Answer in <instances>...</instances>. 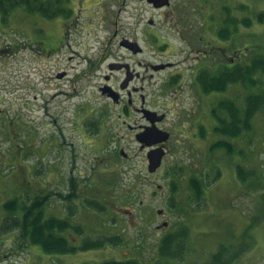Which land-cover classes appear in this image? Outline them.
Masks as SVG:
<instances>
[{
  "label": "rangeland",
  "instance_id": "374dc122",
  "mask_svg": "<svg viewBox=\"0 0 264 264\" xmlns=\"http://www.w3.org/2000/svg\"><path fill=\"white\" fill-rule=\"evenodd\" d=\"M180 1L188 3L181 20H173L171 9L165 16L163 10L135 0H68L73 13L67 22L30 13L23 6L6 21L0 12V264H93L131 258L141 264H211L225 246L228 264H264V107L253 117L250 131L234 138L211 130L204 139L193 136L189 141L197 145L194 151L186 142L189 152H170L162 167L150 173L147 152L116 123L118 110L100 91L109 64L120 59L143 74L153 73L148 86L157 92L168 71L142 66L174 62L178 70L190 72L197 64V49L210 50L209 40L222 47L214 52L220 58L240 52L242 61L236 66L264 55V0H174ZM194 8L203 19L194 18ZM212 13L218 18L214 34L209 30ZM231 16L237 25L226 24ZM139 18L137 37L144 49L133 56L120 41L133 33ZM150 18L158 22L151 27L158 38L143 36ZM194 25L204 29L203 41L184 40L174 31ZM225 26L231 31L227 39L219 33ZM12 43L22 45L14 48ZM257 76L264 80V74ZM250 90L232 84L226 92L203 94V102L210 107L229 97L243 105ZM158 98L163 101L165 96ZM101 106L108 109L105 118L111 130L103 125L98 135H89L83 127L100 116L96 108ZM222 138L235 145L233 153L224 148L211 151ZM238 166L243 167L241 176ZM192 178L205 180L200 197ZM72 185L78 197L65 200ZM36 196L48 197L46 218H68L72 227L62 235L71 244L119 240L66 254L47 253L35 244L22 249L20 228L2 227L9 215L4 204L16 198L30 204ZM89 200L105 206L90 205ZM160 209L170 222L167 230L157 229ZM163 233L180 235L177 256H161Z\"/></svg>",
  "mask_w": 264,
  "mask_h": 264
},
{
  "label": "flooded vegetation",
  "instance_id": "af4514ba",
  "mask_svg": "<svg viewBox=\"0 0 264 264\" xmlns=\"http://www.w3.org/2000/svg\"><path fill=\"white\" fill-rule=\"evenodd\" d=\"M137 2L143 3L151 8L163 10V15L166 16L168 11L166 9H171L173 20H176V16L181 20L182 12L186 8L187 2L175 3L174 0H163L164 5L157 7L155 1L150 0H135ZM162 1V2H163ZM196 3V0H195ZM197 8V6H195ZM195 9L197 14L194 16L195 19H203V14L199 13L198 9ZM186 10V9H185ZM73 13V12H72ZM71 13V14H72ZM199 14V16H197ZM72 16L61 18L67 22ZM187 19V18H186ZM190 20V18L188 19ZM141 21L140 18L136 21V26L133 28V33L130 36H121L120 45L131 55L138 56L143 52V46L138 42L137 37V24ZM211 26L209 28L212 34L218 31V18L215 13L211 14ZM67 24V23H66ZM158 22H155L153 18L148 19L146 26L144 27V38L149 39L158 38V35L151 31V27L157 25ZM200 31L197 26L194 25L193 28L190 27H178L174 28V31L177 30V34L180 38L184 40H198L203 41V31L200 27ZM129 40L133 42H138L142 50L135 53L133 50L124 47L122 42ZM210 50H205L198 48L197 52L199 53L196 56V63L190 68V72L178 70V64L174 62H165L161 64H171L167 65L165 68L155 69L156 65L146 64L142 66L143 68L149 70L152 68L154 71H168L163 85L161 88L155 92L153 88L149 89L148 83L150 79L153 78L154 74L149 76L143 72H140L133 64L128 63L124 59H120L116 63L119 65V68H111L110 63L109 73L104 75L105 81L101 85L100 91L110 102L109 105L118 110V115L116 116V123H119L121 127L128 129L130 134L135 138V142L138 144L139 148L142 151L149 152L150 150L163 148L166 152V155L163 158V162L172 151H185L189 152L186 148V142L191 144V151H194L197 147L195 142L189 141L193 136H197L200 139L206 137V132L208 130L215 131L217 126V121L212 114L213 105L208 107V103L203 102V94L206 96H211L212 94H205L202 91L201 86V74L206 68H210V75L213 77L218 75L219 70L224 68H232L236 66L238 62L242 61V56L240 52L235 53L237 50H233L234 56L219 57V55L214 52L218 49H222L218 45L214 44L212 41H207L206 43ZM12 47L16 48L22 43L17 44L16 46L12 43ZM22 48V46H20ZM221 59V61H219ZM227 59L228 61H226ZM248 62H242V65H245ZM159 65V64H158ZM121 73L123 76L119 79L116 75ZM119 75V74H118ZM129 78V81H128ZM119 81V82H118ZM118 82V84H117ZM165 96V99L160 100L161 95ZM115 96L117 98L115 99ZM99 112L98 118L92 120L93 124H86V128L83 131H86L87 134L93 133V135H98V132L102 130V127H106L107 131L110 132L111 128H108L106 120L107 107L101 106L96 108ZM109 112V111H108ZM3 110L0 108V116L2 115ZM89 120V119H88ZM0 127L4 125V119L0 118ZM83 124V120H82ZM115 127V125H112ZM80 122L76 121L75 128L79 130ZM98 129L99 131H96ZM150 130H156L160 134L156 137V140L165 133L169 134V138L165 141H158L153 145H147L146 143L140 142L138 140V135L148 132ZM1 132V131H0ZM204 132V133H203ZM90 135V134H89ZM8 136V135H5ZM9 137V136H8ZM5 138V141L13 139ZM86 143V141L83 139ZM213 146V145H212ZM186 147V148H185ZM215 150V149H214ZM120 151L123 153V147H120ZM213 152V148L211 149ZM162 220L161 224L157 226V229L164 230L168 229L170 222L167 219V214L163 209L158 210ZM167 235L163 233L160 240L165 239Z\"/></svg>",
  "mask_w": 264,
  "mask_h": 264
},
{
  "label": "trees",
  "instance_id": "16d2710c",
  "mask_svg": "<svg viewBox=\"0 0 264 264\" xmlns=\"http://www.w3.org/2000/svg\"><path fill=\"white\" fill-rule=\"evenodd\" d=\"M67 2L68 0H0V12L2 19L6 21L16 8L23 6L30 13L40 14L43 17L53 19L62 15L68 16L71 13ZM250 23L249 19L244 20V24L249 25ZM226 24L237 25L238 21L231 16L227 19ZM219 33L225 39L229 38L231 35L230 27L225 26ZM210 74V68L204 69L201 74L200 81L202 91L205 94L226 92L232 84H242L251 89L243 105H240L236 100L229 97L222 98L217 104L213 105L212 114L217 121L215 132L220 136L234 138L239 137L244 131H250L252 129L253 117L264 107V80H262L261 76H257L264 74V55H256L246 65H237L232 68L219 70L218 75L213 77ZM212 148H224L228 153H233L235 145L231 141L222 138L215 142ZM238 174L240 176L244 174L242 166H238ZM204 181V179L196 178H192L191 180V185L198 197L203 193ZM72 187L73 190L64 196L65 200L71 201L78 197V193L75 191L76 186L72 185ZM47 200L48 197L46 196H36L30 204H25L26 201L18 198L7 201L4 204V209L9 215L5 218L2 227L17 226L20 228L22 249L26 245L35 244L41 246L47 253L66 254L75 253L79 249L100 248L106 244L117 243L119 240L118 237H106L96 240L87 239L80 247L71 244L70 240L65 235H62V233L70 229L72 224L68 218L56 216L46 218L44 205ZM88 203L90 205H98L100 203L102 207L105 206L96 200H89ZM18 212H21L22 215L15 217ZM181 247L180 235L177 234V236L170 235L162 239L159 249L161 256L173 258L180 252ZM227 251L228 248L225 246L215 253L211 264H228L229 261L223 259ZM93 264H141V262L135 258H131L126 260L111 259Z\"/></svg>",
  "mask_w": 264,
  "mask_h": 264
},
{
  "label": "water",
  "instance_id": "95a60500",
  "mask_svg": "<svg viewBox=\"0 0 264 264\" xmlns=\"http://www.w3.org/2000/svg\"><path fill=\"white\" fill-rule=\"evenodd\" d=\"M152 2L155 1H159V0H150ZM161 0L160 2H155V5L157 7L162 6L165 4V2ZM122 44L133 50L135 53L139 52L142 50V47L140 46V44L138 42H133V41H129L126 40L124 42H122ZM167 65H171V64H159L155 66V69H161V68H165ZM110 67L113 68H119V65H117L116 63L111 64ZM64 74H60L59 77H62ZM129 81V78H128ZM117 98V96H115V99ZM159 132L156 130H150L148 132L142 133V135H138V140L140 142L146 143L147 145H153L154 143L158 142V141H165L169 138V134L165 133L164 135L160 136V138L158 140H156V137L159 136ZM165 155V150L163 148H157V149H153L150 150L147 153V157L149 160V165H148V170L149 172L153 173L156 172L157 169L162 165V160L163 157Z\"/></svg>",
  "mask_w": 264,
  "mask_h": 264
}]
</instances>
